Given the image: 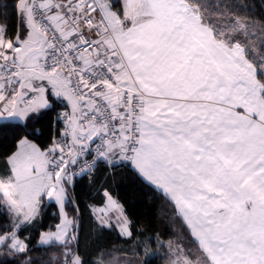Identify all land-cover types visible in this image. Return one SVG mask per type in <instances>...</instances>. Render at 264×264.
Masks as SVG:
<instances>
[{
    "label": "snow or ice",
    "instance_id": "1",
    "mask_svg": "<svg viewBox=\"0 0 264 264\" xmlns=\"http://www.w3.org/2000/svg\"><path fill=\"white\" fill-rule=\"evenodd\" d=\"M251 11L246 0L0 3V138L15 141L0 171V264H118L81 255L67 210L75 178L100 165L129 167L164 201L177 226L155 238L166 264H264V17ZM45 118L46 147L32 138ZM103 195L100 227L131 239L124 205ZM53 204L60 221L33 246L24 233ZM143 243L125 264H150L158 251ZM53 246L50 259L31 255Z\"/></svg>",
    "mask_w": 264,
    "mask_h": 264
},
{
    "label": "trees",
    "instance_id": "2",
    "mask_svg": "<svg viewBox=\"0 0 264 264\" xmlns=\"http://www.w3.org/2000/svg\"><path fill=\"white\" fill-rule=\"evenodd\" d=\"M11 4L13 0H0V3ZM251 7V14L256 18L264 17V0H246ZM36 132L32 138L34 142L42 146H47L50 142L51 122L48 118L35 125ZM15 150V141L11 136L0 138V171L5 167L6 157ZM108 190L112 196L118 199L126 210L128 217L132 221L131 239L121 237L118 230L113 227L101 228L92 212L93 206L102 205L105 201L104 191ZM73 201H69L67 210L69 216L76 221V235L78 236V248L85 258L92 260L100 255L102 251L113 252L117 255H133L135 243L144 241L149 236L153 238L151 251L155 249V238L159 234L165 240L173 235V217L167 210L164 201L158 194L147 186L129 167L108 168L100 165L96 170L94 179L89 176H79L75 178L74 188L69 189ZM78 208V212L75 209ZM58 223L57 207L53 204L46 208L42 218L24 235H31V243L36 246L39 234L42 230L54 229ZM143 230L142 236L136 233ZM77 247L73 243V248ZM53 246L48 251L54 250ZM44 250L31 253L33 258H37ZM154 252V251H153ZM142 257L143 254L137 255ZM162 264L164 257L155 255L150 264H156L154 259Z\"/></svg>",
    "mask_w": 264,
    "mask_h": 264
},
{
    "label": "rangeland",
    "instance_id": "3",
    "mask_svg": "<svg viewBox=\"0 0 264 264\" xmlns=\"http://www.w3.org/2000/svg\"><path fill=\"white\" fill-rule=\"evenodd\" d=\"M104 204H105V203H104ZM104 204H103L102 206L99 205V206H93V207H92V209H94V213H95L96 216H97L96 210L99 209V208H101V207H103ZM57 212H58V223H59V221H60V215H59L58 208H57ZM70 218H72V217H70ZM96 221H97V220H96ZM97 222H98V221H97ZM98 223H99V222H98ZM49 230L54 231L55 228H54V229H47V230L45 229V230H42L41 232H45V231H49ZM175 231H177V226H176L175 224H173V233H174ZM41 232H40V233H41ZM73 233H74V235H76V228H74ZM39 236H40V234H39ZM172 238H174L173 235H172L171 237L165 239L164 241H167L168 239H172ZM38 240H39V237H38ZM38 240H37V241H38ZM152 251H154V252H157V251H158V256H159V257H164L166 249H160V250H157V249L155 248V249H153ZM54 254H55V248H54V250H52V251H48V252H47V255H44V251H43L38 257L43 256L44 259H50ZM108 254H109V258H117V260H118V264H125V261H126L127 259H134V261H136V262H139V261H141V260L143 259L142 257H137V256L133 257V255H117V254H115V253H113V252H110V253H108ZM154 260H155V262H156V261H158L159 259L157 258V259H154ZM156 264H159V263L156 262ZM162 264H166V259H165V261H164Z\"/></svg>",
    "mask_w": 264,
    "mask_h": 264
},
{
    "label": "crops",
    "instance_id": "4",
    "mask_svg": "<svg viewBox=\"0 0 264 264\" xmlns=\"http://www.w3.org/2000/svg\"><path fill=\"white\" fill-rule=\"evenodd\" d=\"M14 151H15V150H14ZM113 197H114V196H113ZM114 198H115V197H114ZM104 203H105V201H104ZM104 203H103V204H104ZM103 204H102V205H103ZM102 205H100V206H102ZM92 212H93V214H94L95 219L97 220L96 215H95V213H94V209H92ZM97 221H98V220H97ZM98 222H99V221H98ZM114 227H115V226H114ZM115 228H116V227H115ZM116 229H117V228H116ZM117 230H118V229H117ZM118 232H119V231H118Z\"/></svg>",
    "mask_w": 264,
    "mask_h": 264
},
{
    "label": "water",
    "instance_id": "5",
    "mask_svg": "<svg viewBox=\"0 0 264 264\" xmlns=\"http://www.w3.org/2000/svg\"><path fill=\"white\" fill-rule=\"evenodd\" d=\"M75 225H76V221H74V224H73V227H72V234H74L73 230H74Z\"/></svg>",
    "mask_w": 264,
    "mask_h": 264
},
{
    "label": "built area",
    "instance_id": "6",
    "mask_svg": "<svg viewBox=\"0 0 264 264\" xmlns=\"http://www.w3.org/2000/svg\"><path fill=\"white\" fill-rule=\"evenodd\" d=\"M77 171H78V169H77ZM79 177V176H78Z\"/></svg>",
    "mask_w": 264,
    "mask_h": 264
}]
</instances>
